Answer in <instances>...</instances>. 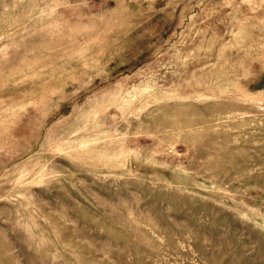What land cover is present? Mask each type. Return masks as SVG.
Here are the masks:
<instances>
[{
    "label": "rangeland",
    "instance_id": "rangeland-1",
    "mask_svg": "<svg viewBox=\"0 0 264 264\" xmlns=\"http://www.w3.org/2000/svg\"><path fill=\"white\" fill-rule=\"evenodd\" d=\"M0 264H264V0H0Z\"/></svg>",
    "mask_w": 264,
    "mask_h": 264
}]
</instances>
